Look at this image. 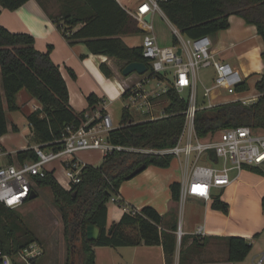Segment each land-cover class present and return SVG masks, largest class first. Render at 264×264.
Instances as JSON below:
<instances>
[{
  "label": "trees",
  "instance_id": "trees-1",
  "mask_svg": "<svg viewBox=\"0 0 264 264\" xmlns=\"http://www.w3.org/2000/svg\"><path fill=\"white\" fill-rule=\"evenodd\" d=\"M27 1L0 0V3L7 9L15 10ZM59 1L61 10L55 20L71 43L85 42L93 53L126 63L145 62L149 66V74H152L142 45L130 46L122 37L143 30L139 21L118 0ZM160 6L170 22L190 38L228 28L230 16L238 14L255 24L264 40V0H162ZM35 43L33 34L12 32L0 23V138L9 131L7 111L20 109L17 94L26 89L41 103V107L27 116L36 142L44 148L58 150L64 145L67 127H80L88 121V116L86 110L77 111L70 105L67 82L50 54L52 46L48 52H43ZM173 44L179 45L176 35H173ZM102 68L106 75H112L106 65ZM71 73L75 76L72 70ZM257 87L261 95L252 103L197 104L196 135L204 138L240 125L264 129V74ZM237 88L242 90L245 84L241 83ZM164 95L168 103L161 117L135 122L129 110H125L124 124L110 130L108 135L109 142L121 148L107 152L99 165L86 164L81 172V181L71 183L70 190L65 189L51 171L47 170L45 177L36 178L39 186L51 187L55 202L61 209L69 251L67 264H95V246L118 247L141 243L163 245L167 262L171 264L174 260L177 250L174 231L178 225L165 228L164 216L151 206L125 212L121 220L112 225V233H108L111 229L108 228V202L120 194L123 181L131 178L130 175L143 165L169 167L174 159L173 154L162 153V150L179 143L185 128L189 98L174 86ZM87 99L91 107L100 101L95 94H90ZM12 129L18 130V126L13 124ZM37 159L34 148L16 153L19 162ZM252 170L264 174L255 168ZM180 188V182L171 184L174 201L180 200ZM212 197L214 208L228 212L229 205L222 200L221 194ZM262 203L264 210V197ZM90 224L101 230L100 237L92 241L87 239V226ZM224 240L227 244L225 259L228 261L245 260L253 248V244L242 236H229ZM34 242H38L36 236L23 223L18 212L0 201V248L7 253H16ZM206 243L207 238L195 234L192 243L186 245L184 236L185 247H181L179 264L192 263L194 256L202 253ZM39 258L34 260V264H38Z\"/></svg>",
  "mask_w": 264,
  "mask_h": 264
},
{
  "label": "crops",
  "instance_id": "crops-1",
  "mask_svg": "<svg viewBox=\"0 0 264 264\" xmlns=\"http://www.w3.org/2000/svg\"><path fill=\"white\" fill-rule=\"evenodd\" d=\"M48 1L28 0L15 10L7 9L0 3V23L12 32H29L33 34L36 39V47L43 52H48L50 46H52L50 54L52 59L60 66L67 82L70 105L77 111L86 110L87 112L88 121L84 124L90 125L93 121L100 120L104 114H110L112 117L109 107L120 99L125 100V105L122 107L121 118L117 121L115 120V124L113 120L114 128L124 124L123 115L125 110H129L135 122L151 119L150 114L139 109H136L139 114L133 115L131 113L133 107H128L130 105L128 99L129 90L141 82L146 75H149V66L148 71L144 74L133 72L126 76L122 73L123 68L127 64L126 62L107 55L95 54L85 42L71 43L67 34L56 22L57 16L49 7V3L52 4L54 0ZM145 1L143 0L130 8L124 5L122 0H118L132 15ZM157 14L170 22L164 12L149 13L147 16L150 15L149 20H152L153 30L154 16ZM62 23L61 21L60 24ZM171 24L173 25V35H175V28L177 27L173 23ZM139 27L142 28V33L145 34V28L140 23ZM130 36L132 35H123L122 37L128 45L137 46L126 41V38ZM209 36L212 39L211 48L215 57L239 70L243 77L241 83L245 84V88L242 90L237 88L234 93H230L225 89L215 87L214 83L209 84L207 75L210 72L206 71L204 75H201L199 71L197 87L198 83L201 82L204 94L199 103L196 98V103L201 106H212L233 101L255 102L261 95L257 84L264 74V40L257 26L247 22L241 15L233 14L230 16V26L228 28L221 29ZM164 42V46H168L169 42ZM103 65H106L112 71L111 76L106 75L102 68ZM71 70L75 73V76L71 73ZM173 78L174 74L168 76L170 81ZM207 86L212 88L209 95H205V87ZM186 90L189 98L190 91L189 89L184 91ZM127 91L128 95H125ZM90 94H95L100 99L94 107L89 105L87 99ZM20 95L25 97L23 100H26V102L19 100ZM160 99L161 103L155 108V113L159 117L165 111L168 103V99L164 94ZM31 101L33 102L32 109L30 112H26V117L36 110L37 107H41V103L26 89H22L17 94V103L20 108L23 104H28ZM8 119L9 131L0 138V147L4 152L3 161L5 163L18 164L20 163L16 160L18 151L35 148V146L42 144L31 141L28 143L24 139H19L16 133L10 131L13 124L17 126L18 124L15 120H11L9 116ZM27 124L30 132H33L28 119ZM257 130L264 132L263 128H258ZM194 133L196 135L195 126ZM219 133L220 131H217L200 139L207 140L218 136ZM105 155L106 153L102 156V161ZM76 157L81 162L90 164L83 155H77ZM57 160L61 161V164H52L56 161L54 160L47 164V170L53 172L65 189L70 190L72 184L67 175V164L69 161L67 162L65 157ZM58 168L61 169V174L65 173V178L56 173ZM192 168L193 164L187 165L184 158L174 157L169 167L150 165L135 176L123 181L120 187V194L115 196L118 200L111 198L108 202V228L110 229L114 223L120 221L125 212L139 211L145 206L155 208L164 216L165 228H170L173 224H177L181 228L178 223V216L182 205L180 206L179 204L180 200L174 201L172 199L171 184L173 182H189ZM235 175L236 178L231 183L213 191V195L221 194L222 200L228 203V212L214 208L212 206L213 197L210 200H205L199 196H190L191 202L189 204H185V200L183 201L185 206L182 220L183 228L181 229L186 236V245L192 243L197 227L200 225L204 226L205 233L203 237L207 238V243L199 264L264 263V210L262 203L264 197V174L256 172L252 168H245L240 173L234 172L233 176ZM36 186L39 185L37 184ZM36 186L34 193L38 194ZM30 200L32 198L24 204ZM196 214H198L197 219L194 218ZM229 236H242L253 244V248L245 260L233 262L225 259L227 244L224 238ZM95 252V264H169L166 252L161 244L146 245L141 243L139 245L118 247L99 245L95 246ZM205 252L209 254L206 255L204 254ZM179 259L180 250L178 252L177 249L171 264H179Z\"/></svg>",
  "mask_w": 264,
  "mask_h": 264
},
{
  "label": "built area",
  "instance_id": "built-area-1",
  "mask_svg": "<svg viewBox=\"0 0 264 264\" xmlns=\"http://www.w3.org/2000/svg\"><path fill=\"white\" fill-rule=\"evenodd\" d=\"M162 0H146L142 3L133 16L145 28L142 42L143 54L148 58L152 74L129 90L130 105L150 114V118H157L155 108L161 103L160 97L171 86L180 92L189 89V108L186 112V123L183 134L177 145L162 150V153L173 154L176 158H184L188 164L194 156V164L189 182H182L180 200L183 202L188 196H199L210 200L214 189L222 188L231 183L236 175L245 168H255L264 173V132L252 126L240 125L220 130L216 137L207 140L200 139L194 133L195 114L197 110V80L201 69L213 67L216 75L214 86L224 88L234 93L237 86L243 81L239 70L231 64L219 60L212 51V39L209 35L197 38L184 36L178 28L175 35L179 45L163 47L159 44L153 30L152 20H147V14L164 12L160 6ZM181 49V54L178 50ZM174 74L172 81L168 79ZM162 76V77H160ZM156 80L152 84V80ZM211 87H205V95H209ZM39 108V107H37ZM165 111L160 116H163ZM159 117V116H158ZM114 128L110 114H104L93 125L83 124L78 128L68 126L64 134V145L55 150L35 146L37 160L25 162L5 163L3 150L0 147V201L6 206L17 208L28 201L35 192L36 178L46 176L47 164L67 158V175L72 184L81 181V172L86 163L77 159V153L86 149H101L105 153L121 148L111 144L108 140L110 130ZM188 131L185 142L184 134ZM195 140V141H194ZM216 152L217 159L212 158ZM206 160L209 163L201 164ZM113 200H118L113 197ZM204 226L197 227L196 234L203 236ZM184 231L180 228L179 237ZM43 253L42 246L34 242L20 249L16 253H7L0 248V264H34V260Z\"/></svg>",
  "mask_w": 264,
  "mask_h": 264
},
{
  "label": "rangeland",
  "instance_id": "rangeland-1",
  "mask_svg": "<svg viewBox=\"0 0 264 264\" xmlns=\"http://www.w3.org/2000/svg\"><path fill=\"white\" fill-rule=\"evenodd\" d=\"M48 1V0H45ZM53 1V0H52ZM124 2V5L127 7H134L136 4L140 3L143 0H122ZM49 2V1H48ZM53 4V5H52ZM49 3V7L55 15H58L61 10V2L59 0H54L53 3ZM154 33L156 34L158 38V42L163 47H172V37H173V25L165 18H163L161 15L157 14L154 16ZM144 38V34L138 33L133 34L129 38H126V41L129 44L132 45H140L142 44ZM169 42L168 46H164L165 42ZM167 44V43H166ZM214 68H207V69H201L200 74L204 75L205 72H210V74L207 75V81L209 84L214 83V78L216 75H214ZM214 76V77H213ZM156 80H152V84H155ZM224 89V88H222ZM226 90V89H225ZM26 92V91H24ZM24 94V93H21ZM188 91H184L182 93L183 96H188ZM204 94V88L201 84V82L198 83L197 87V102L199 103L201 100L202 95ZM23 98L22 95H20L19 100L22 102ZM26 102V100H23ZM32 101L28 104H23L22 107L18 110L10 111L8 110V116L11 120H15L18 124V130L10 129V131H13L16 133V136H18L19 139H24L29 143L36 142L35 135L33 132H30L27 124V117L26 112H30L32 109ZM125 105V100H118L116 103L110 105V111L112 112V118L114 120H119L122 115V107ZM131 113L136 116L139 112L134 108L131 109ZM189 129L185 131L184 134V140L185 142L187 138V133ZM195 141V140H194ZM104 151L99 149H86L83 151H80L77 153V155H83L85 160L93 165H99L102 161V156L104 155ZM61 161H54L52 164H58ZM201 164L209 163L206 160L199 161ZM61 164V163H60ZM194 164V156H192L191 165ZM56 173L62 178H65V173L61 174V169H57ZM37 192L39 194L38 197L33 198L26 204L19 206L17 208H14L19 216L21 217L23 223L33 232V234L36 236L38 243L42 246L43 253L39 258L38 264H67V260L69 258V251H68V244L65 236V229H64V221L62 218L61 209L55 202V197L53 190L50 186H36ZM191 202V197L188 196L184 203L189 204ZM181 203L180 200V212L178 216V223L181 225V228H183L182 220L184 216V204ZM195 219L198 218V214L194 216ZM179 231L180 226H178V229L174 231V234L177 239V249L178 252L181 250V247H185V244H183V237H179ZM204 251V250H203ZM202 251V252H203ZM204 254H209L205 252ZM202 253L199 255L194 256V260L190 264H199L200 258ZM210 256V255H209ZM260 258V257H259ZM258 258V259H259ZM177 260V258H176ZM178 261V260H177ZM264 264V263H263Z\"/></svg>",
  "mask_w": 264,
  "mask_h": 264
},
{
  "label": "water",
  "instance_id": "water-1",
  "mask_svg": "<svg viewBox=\"0 0 264 264\" xmlns=\"http://www.w3.org/2000/svg\"><path fill=\"white\" fill-rule=\"evenodd\" d=\"M150 19V15L147 16V20ZM178 54H181V49L178 50ZM148 71V65L145 62H139V61H133L130 63H127L126 66L123 68L122 73L124 75H130L133 72H138L140 74H144ZM212 158L217 159L216 156V152L213 151L212 152ZM146 168L145 165L139 167L138 169H136L131 175L130 177L135 176L136 174L140 173L141 171H143ZM38 195L37 193H33L31 198H36ZM114 229V226L111 227V229L109 230V234L112 233ZM101 234V230L98 226L94 225V224H90L87 226V239L88 240H96L100 237Z\"/></svg>",
  "mask_w": 264,
  "mask_h": 264
}]
</instances>
